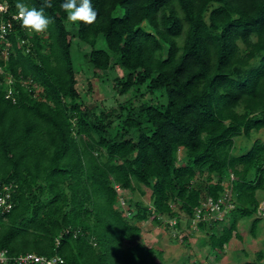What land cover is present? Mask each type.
I'll list each match as a JSON object with an SVG mask.
<instances>
[{
    "label": "trees",
    "instance_id": "1",
    "mask_svg": "<svg viewBox=\"0 0 264 264\" xmlns=\"http://www.w3.org/2000/svg\"><path fill=\"white\" fill-rule=\"evenodd\" d=\"M7 1L0 188L12 185L14 205L0 211V249L58 254L60 264H158L138 221L177 217L187 240L194 208L232 175L231 217L198 228L215 254L242 239L239 221L257 213L264 189V140L234 152L237 136L264 127V0H92V25L70 23L63 0H52L44 34L13 14L17 2L39 10L45 0ZM82 44L93 76L113 75L115 94L128 93L117 106L88 98L90 78L87 90L80 84ZM116 185L150 188L152 206L128 198L124 208ZM261 220L252 221L254 236ZM263 261L260 250L243 264Z\"/></svg>",
    "mask_w": 264,
    "mask_h": 264
},
{
    "label": "rangeland",
    "instance_id": "2",
    "mask_svg": "<svg viewBox=\"0 0 264 264\" xmlns=\"http://www.w3.org/2000/svg\"><path fill=\"white\" fill-rule=\"evenodd\" d=\"M117 13H122V9L118 10ZM97 46H106L104 39L99 40ZM89 49L90 46L88 44H82L80 47V57L76 52L75 57L80 58L77 68L81 65L84 70L80 77V84L87 90V81L90 78L93 82L94 89L92 92H87L88 98L100 102L102 106H117L118 102L128 97V93L125 95L115 94L113 75H105L99 79L93 76V70L88 66V63L84 62L83 57V53ZM118 72L123 73L122 70H118ZM41 88V86L38 87V89ZM256 138L264 140V127L252 131L250 136H237L235 138L236 145L234 152L241 153L245 151L252 146ZM183 153L184 150L181 148L179 150V156H182ZM142 187L145 193H141L138 189L136 191L128 189L125 192L121 189L120 191L123 194L122 201H124L123 204L120 203L121 206L127 209L128 198L143 200L152 206L150 188L146 186ZM257 195L260 199V206L257 213L252 217H244L239 221L238 229L243 236L242 239L236 236L233 237L224 250H221V252L218 251L219 254L211 252L209 245L202 244V239H207L210 233L207 234L200 229L192 232L188 228L186 231L189 233V238L182 240L181 237L182 233L184 234V228L182 230L181 227L173 226L170 222L167 223V216L163 218L161 223L151 220L138 221L142 226V232L139 238L146 245L153 246L157 249L156 260L158 264H243L247 260L257 261L258 251L264 250V189H258ZM175 208L178 209L179 207L176 205ZM181 216L183 218V224L185 225L188 216L183 211ZM255 216L262 217V220L257 226L256 236L251 231L252 221ZM229 217H231V214H229ZM136 239L138 240V238ZM160 251L161 253H159ZM257 264H264V261L257 262Z\"/></svg>",
    "mask_w": 264,
    "mask_h": 264
},
{
    "label": "built area",
    "instance_id": "3",
    "mask_svg": "<svg viewBox=\"0 0 264 264\" xmlns=\"http://www.w3.org/2000/svg\"><path fill=\"white\" fill-rule=\"evenodd\" d=\"M9 10V3L7 0H0V37L3 38L4 48L2 53L5 58H8V46L7 33L13 27V20L8 18L4 19V14ZM18 13L13 14V18H16ZM17 19V18H16ZM3 68L0 66V73ZM0 82L2 80L0 79ZM14 77L12 75L6 76V83L8 85L7 96L13 94L12 84ZM264 165V155H263ZM233 175L231 176V179ZM231 179L225 178L222 181L224 186L223 191L218 196L209 195L203 198L199 205L194 208V215L191 217V231L199 230V222L218 221L227 218L232 208L236 206V202L233 195ZM118 190H121L120 185H116ZM12 185L5 184L0 188V211L8 212L14 205L12 197ZM121 196V203L123 204ZM174 218V219H173ZM170 220V221H169ZM170 222L173 226H176L177 217H171L167 219V223ZM177 234V233H176ZM62 233L56 237V244L61 242ZM183 240V237H181ZM64 262V258L58 254L52 256H46L37 252H20L17 254H11L8 248L0 249V264H60Z\"/></svg>",
    "mask_w": 264,
    "mask_h": 264
},
{
    "label": "clouds",
    "instance_id": "4",
    "mask_svg": "<svg viewBox=\"0 0 264 264\" xmlns=\"http://www.w3.org/2000/svg\"><path fill=\"white\" fill-rule=\"evenodd\" d=\"M52 0H45L41 9L29 8L22 2H17V19L22 27L30 33L44 34L53 23L52 18L44 13V8H51ZM61 8L67 14L70 23L82 22L92 25L97 21L98 13L92 6V0H63Z\"/></svg>",
    "mask_w": 264,
    "mask_h": 264
}]
</instances>
